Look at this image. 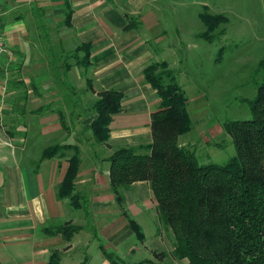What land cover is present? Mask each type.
Masks as SVG:
<instances>
[{
	"label": "crops",
	"instance_id": "0c3cea01",
	"mask_svg": "<svg viewBox=\"0 0 264 264\" xmlns=\"http://www.w3.org/2000/svg\"><path fill=\"white\" fill-rule=\"evenodd\" d=\"M162 1L0 0L1 262L49 264L57 252L60 264H83L85 254L73 255L79 241L51 225L95 212L106 221L95 243L102 264H111L105 251L128 248L129 219L141 225L144 214L156 216L147 181L124 191L122 210L109 157L153 142L161 98L144 72L153 63L170 68L173 26ZM110 89L123 93L121 109L109 139L98 143L90 127L94 104ZM67 182L71 189L59 197ZM74 196L82 206L74 208Z\"/></svg>",
	"mask_w": 264,
	"mask_h": 264
},
{
	"label": "trees",
	"instance_id": "16d2710c",
	"mask_svg": "<svg viewBox=\"0 0 264 264\" xmlns=\"http://www.w3.org/2000/svg\"><path fill=\"white\" fill-rule=\"evenodd\" d=\"M217 16L201 14L207 28ZM204 33V38L213 39ZM144 73L157 89L161 107L153 116L151 144L120 147L109 157L117 200L123 202L122 192L135 182L149 183L157 202L156 231L174 237L172 251L164 253L171 259L165 264L183 258L189 264H264V60L256 69L261 75L257 94L247 100L251 118L225 123L237 155L224 164L201 163L194 146L178 144V136L190 130L192 121L174 71L165 63H153ZM122 98V92L110 89L96 100L98 116L90 126L96 142L109 139V124L120 111ZM66 189H71L68 182L59 188V197ZM130 225L144 237L135 220ZM76 230H66L67 237ZM106 254L111 264H122L115 253ZM59 259L56 252L49 264H60Z\"/></svg>",
	"mask_w": 264,
	"mask_h": 264
},
{
	"label": "rangeland",
	"instance_id": "374dc122",
	"mask_svg": "<svg viewBox=\"0 0 264 264\" xmlns=\"http://www.w3.org/2000/svg\"><path fill=\"white\" fill-rule=\"evenodd\" d=\"M166 1H162L161 10L167 18L166 25L173 28L169 39L172 47H167L165 56L187 96L186 106L192 121L190 130L178 136V144L194 146L201 163L224 164L237 155L233 140L224 129L225 123L251 118L247 100L256 96L261 78L256 75V69L264 60V0ZM204 12L218 15L208 28L200 18ZM203 32L213 39L204 38ZM71 89L74 90L69 85L68 90ZM191 141L197 143L191 144ZM128 197L130 201L131 195ZM73 205L74 208L82 206L78 196H74ZM120 206L124 211L125 200ZM153 213L144 214L139 225L144 237H138L130 225L134 233L127 238L128 248L120 252L112 250L122 264H165L171 260L164 253L173 249V234L164 230L158 234V210L154 217ZM104 219L89 212L81 215L78 223H54L50 227H60L66 235V230L77 229L72 233V238L79 241L73 255L85 254L87 260L81 257L86 260L83 264H102L103 257L95 241L96 235L101 237ZM103 245L106 247L107 243ZM100 248L103 250V246ZM173 263L189 264V261L183 258Z\"/></svg>",
	"mask_w": 264,
	"mask_h": 264
},
{
	"label": "built area",
	"instance_id": "2783aa9c",
	"mask_svg": "<svg viewBox=\"0 0 264 264\" xmlns=\"http://www.w3.org/2000/svg\"><path fill=\"white\" fill-rule=\"evenodd\" d=\"M2 51H5V44L3 41L0 40V54Z\"/></svg>",
	"mask_w": 264,
	"mask_h": 264
}]
</instances>
